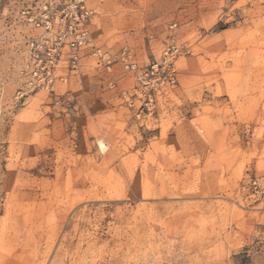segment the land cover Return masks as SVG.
I'll use <instances>...</instances> for the list:
<instances>
[{"label":"rangeland","instance_id":"rangeland-1","mask_svg":"<svg viewBox=\"0 0 264 264\" xmlns=\"http://www.w3.org/2000/svg\"><path fill=\"white\" fill-rule=\"evenodd\" d=\"M62 2L0 0V264H264V199L242 189L264 183V0H116L118 27L91 9L110 63L87 48L17 103L38 32L19 11ZM173 41L147 112L122 51L145 67Z\"/></svg>","mask_w":264,"mask_h":264},{"label":"built area","instance_id":"built-area-1","mask_svg":"<svg viewBox=\"0 0 264 264\" xmlns=\"http://www.w3.org/2000/svg\"><path fill=\"white\" fill-rule=\"evenodd\" d=\"M91 15L86 0H63L58 9H51L43 3L19 11L20 22L38 32L25 39V52L19 69L22 85L15 94V102L20 103L33 92L54 94L58 83H66L70 75L78 72L87 48H91L90 55L97 62L110 63V57L91 44L87 28ZM183 51L182 45L176 41L167 43L160 59L145 67H138L129 60L126 51H122L125 68L133 73L141 109L152 112L155 92L174 86L173 60ZM242 189L247 191L250 200L264 199V183L257 177H248Z\"/></svg>","mask_w":264,"mask_h":264},{"label":"crops","instance_id":"crops-1","mask_svg":"<svg viewBox=\"0 0 264 264\" xmlns=\"http://www.w3.org/2000/svg\"><path fill=\"white\" fill-rule=\"evenodd\" d=\"M90 5H87L90 9H96L98 11L101 23L100 26H102V21L106 20V15L109 16V19L113 21V24L115 27L121 25L120 18L117 15V2L116 0H88ZM94 11V10H93ZM130 17V16H129ZM100 48V47H99ZM86 50L84 51L81 59L82 60L85 57ZM90 55V54H89ZM88 57H92L91 55Z\"/></svg>","mask_w":264,"mask_h":264},{"label":"bare ground","instance_id":"bare-ground-1","mask_svg":"<svg viewBox=\"0 0 264 264\" xmlns=\"http://www.w3.org/2000/svg\"><path fill=\"white\" fill-rule=\"evenodd\" d=\"M197 238V237H196ZM193 240V239H192ZM197 245V244H196Z\"/></svg>","mask_w":264,"mask_h":264}]
</instances>
